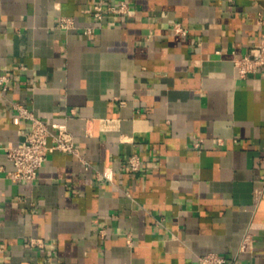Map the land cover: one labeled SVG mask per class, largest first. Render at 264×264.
Here are the masks:
<instances>
[{
  "label": "crops",
  "instance_id": "crops-1",
  "mask_svg": "<svg viewBox=\"0 0 264 264\" xmlns=\"http://www.w3.org/2000/svg\"><path fill=\"white\" fill-rule=\"evenodd\" d=\"M96 1L127 11L97 21ZM263 10L0 0V264H200L210 251L264 264V67L239 76L233 62L258 45ZM13 100L65 122L76 146L49 151L31 183L8 175L4 147L29 129Z\"/></svg>",
  "mask_w": 264,
  "mask_h": 264
},
{
  "label": "built area",
  "instance_id": "built-area-1",
  "mask_svg": "<svg viewBox=\"0 0 264 264\" xmlns=\"http://www.w3.org/2000/svg\"><path fill=\"white\" fill-rule=\"evenodd\" d=\"M127 11L125 1L118 4L103 3L96 1L91 7V13L95 20L101 21L108 14L124 13ZM258 22L261 25L260 41L257 46L250 48L245 54L233 57V62L239 76H244L247 72L256 71L264 67V10L258 13ZM74 18L69 15H62L59 19L61 27L69 28L74 26ZM178 32L185 30L178 23L174 26ZM90 31V28L87 29ZM10 81L9 73L0 74V94L7 89ZM12 108L19 117L26 119L29 129L23 142L9 144L4 147L8 157L14 164V169L8 175L14 180L33 182L47 154L52 150H60L76 154V146L71 133L68 131L65 122H54L49 124L45 119L37 116L34 111L20 101H9ZM199 144V140L195 145ZM140 157L137 153H132L128 157V166L132 171L139 169ZM253 235L246 231L241 239L240 247L247 249L251 247ZM200 264H233L226 256L214 251L206 252L199 256Z\"/></svg>",
  "mask_w": 264,
  "mask_h": 264
}]
</instances>
